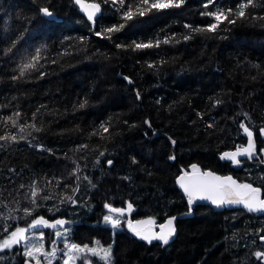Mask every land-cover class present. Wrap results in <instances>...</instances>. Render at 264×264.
<instances>
[{"label": "trees", "instance_id": "obj_1", "mask_svg": "<svg viewBox=\"0 0 264 264\" xmlns=\"http://www.w3.org/2000/svg\"><path fill=\"white\" fill-rule=\"evenodd\" d=\"M85 1L100 6L95 25L75 0H0V241L39 217L68 218L80 220L71 241L110 247V264H264L254 251L264 249V212L189 205L178 183L191 165L258 182L221 153L246 143L243 120L254 130L264 123V0L243 17L246 0L151 10L139 0ZM217 9L227 19L197 31L213 22L202 13ZM26 63L35 67L21 75ZM130 203L131 217L113 211ZM188 212L167 244L128 227L152 219L158 230ZM69 227H45L46 244ZM32 262L22 243L0 250V264Z\"/></svg>", "mask_w": 264, "mask_h": 264}, {"label": "snow or ice", "instance_id": "obj_2", "mask_svg": "<svg viewBox=\"0 0 264 264\" xmlns=\"http://www.w3.org/2000/svg\"><path fill=\"white\" fill-rule=\"evenodd\" d=\"M76 4L81 5V7L87 12L88 19L91 21L96 12L99 11V4L91 3L84 4L83 0H75ZM215 0H207V3L204 5L205 8L209 7V5L214 4ZM252 0H246L245 3H241L237 10V15L240 17L244 16V9L251 4ZM113 3H124V0H113ZM184 3V0H139V4L148 5V10L151 9H162V8H172V7H180ZM137 5L136 11L139 15L144 14V10H142ZM39 11L47 17H52L54 14L47 7L40 8ZM229 12L232 10L229 9ZM203 15H207L213 17V22L207 25L204 29H196L197 31L206 30V31H214L219 22L223 19H227V16L222 10L217 9L216 11H209L206 13H202ZM134 11L131 7L128 8L127 11L124 12L123 19L131 20L133 19ZM235 20H230L229 23H234ZM124 25H114L110 28L105 29L106 32H116L119 31ZM191 27V26H189ZM97 35H101V33H97ZM167 42V41H165ZM151 43L148 44H136V48H146L151 47ZM158 46V42H157ZM39 53L37 52V56ZM35 67L32 63H26L21 66V75L26 69ZM18 115V114H17ZM15 123V122H13ZM32 127L39 131L38 128H35V125ZM244 131L247 133L248 145L243 149H237L235 152H225L222 158H227L234 163L239 164L240 161L237 159L238 156L245 155L247 157H252L255 152V145L252 141V132L248 129L247 126L241 125ZM24 125L20 126L21 131H23ZM107 131V129H105ZM264 133V129L261 130ZM7 137L0 136V139H6ZM23 139V137H21ZM13 141L16 140V136H11ZM174 143V142H173ZM174 159V157H173ZM109 164L111 161L108 162ZM191 168L194 170L192 174L185 172L183 175L179 177L180 186L183 188L184 192L187 194L189 205L193 204L197 199H208L211 200L213 204L216 205H224V204H243L249 211H261L264 210V199L260 197L261 189L258 187H254L248 183H238L231 176H217L211 171L200 172L197 168V165H191ZM35 195V192L33 193ZM106 207H109L106 205ZM132 205H128V209L131 210ZM115 212H119L123 214L124 209H113ZM105 221L110 223L114 228L120 226L121 221L119 219H113L111 216H105ZM175 217H172L167 220L166 224L160 225V232L152 231L151 225L155 222L152 220L147 221H137L133 224L131 221H128V227L130 230L141 239L151 243L153 240L161 241L163 244H167L169 242V238L174 234L175 228L173 226V221ZM66 221L64 220H56L52 223L45 220L43 217H39L35 219L30 225L29 228H36L38 226L43 227H53L55 228L57 225H63ZM139 225H147V228H140ZM29 228L17 227L14 231L10 233V235L0 241V250L10 249L14 245L21 244L26 241L28 237L26 233H28ZM165 229H167L165 231ZM41 239H43V234L41 233ZM27 248L28 245L26 244ZM69 247L68 258L65 259L64 264H69V261L73 259L71 254L72 250H76L79 252H84L87 249L92 255H98L96 249L88 248L87 245L81 247L77 244H71ZM43 248V244L37 246L36 244H32L30 249L25 252L26 256L33 257L34 253H40ZM103 256L101 259H107L111 254V249L105 248L102 249ZM44 255H48V253H44ZM50 255H55V251L50 253ZM258 258H264V253H256ZM36 264H39V259H37Z\"/></svg>", "mask_w": 264, "mask_h": 264}, {"label": "rangeland", "instance_id": "obj_3", "mask_svg": "<svg viewBox=\"0 0 264 264\" xmlns=\"http://www.w3.org/2000/svg\"><path fill=\"white\" fill-rule=\"evenodd\" d=\"M197 168L199 169V171H203V170H201L200 167L197 166ZM192 171H194V170L192 169ZM216 175L220 176L218 174H216ZM224 176H230V175H224ZM111 217L113 219H118L112 215H111ZM147 220H152V219H140V220L137 219V220H131V222L133 224H135L137 221H147ZM29 225L24 226V228H29ZM38 227H40V228L39 229L29 228L31 230L29 231V233L26 234L28 239L26 241L22 242L24 253L30 249L32 244H36L37 246H39L40 244H43V248L41 249L40 253H34L33 257L27 256L33 260V262H32L33 264H36L37 259H39V264H53V262L55 260H59L60 264H64V261H65V259L68 258V253H69V247H66V246H70L71 244H76V243L71 241V237H70L71 228L69 227L66 229L55 230L54 240L51 241L50 245H47L45 242L46 238L44 237L45 227H43V226H38ZM138 227L147 228L148 226L147 225H139ZM151 228H152V231L159 233V231L156 229L154 224L151 225ZM41 233L43 234V239H41ZM59 241H63V244H62V242H60V244H57ZM26 244L28 245L27 248L25 247ZM87 246H88V248L96 249L99 254L98 255H92L90 252L87 251V249H85L84 252L72 250L71 254L73 256V259L69 261V264H90L91 262H93V257H96V258H98V260H101V261H106L105 263L110 264V261H109L110 256L107 259H101V257L103 256L102 249H105L107 247H104L99 243L94 244V245H87ZM81 247H83V246H81ZM53 251H55V255H50V253H52ZM44 253H48V255H44Z\"/></svg>", "mask_w": 264, "mask_h": 264}, {"label": "flooded vegetation", "instance_id": "obj_4", "mask_svg": "<svg viewBox=\"0 0 264 264\" xmlns=\"http://www.w3.org/2000/svg\"><path fill=\"white\" fill-rule=\"evenodd\" d=\"M264 127V123H262L256 132V144H255V152L253 153L252 157H247L245 155H242L239 157L240 163H234L233 161L223 158L225 162L229 163L230 167H232L235 170H249L254 171L256 174L255 179L258 180V182H240L237 178L233 177L235 180H237L239 183H248L253 185L254 187H258L261 189L260 197L264 199V133H262L261 129ZM243 145V144H242ZM245 145V144H244ZM243 145V146H244ZM242 147V146H241ZM238 145L229 148L226 150H230V152H235L237 149L241 148ZM240 165V166H239ZM248 174L252 175V173L247 172ZM231 176V175H230ZM262 176V178H260ZM210 206V205H209ZM233 206H239L247 209L243 204H234ZM233 206L223 207L218 210L224 209V208H230ZM212 207V206H211ZM214 208V207H213ZM216 209V208H215ZM260 212H264V210H261ZM160 232V229H158ZM256 253H264V249H256L254 250ZM264 262V258H259ZM90 264H96L94 261Z\"/></svg>", "mask_w": 264, "mask_h": 264}, {"label": "water", "instance_id": "obj_5", "mask_svg": "<svg viewBox=\"0 0 264 264\" xmlns=\"http://www.w3.org/2000/svg\"><path fill=\"white\" fill-rule=\"evenodd\" d=\"M84 4H91V3H96V2H94V1H85V2H83ZM97 4V3H96ZM82 8V7H81ZM82 10H83V13H84V15L86 16V18L88 19V15H87V12L82 8ZM99 10H100V8H99ZM54 14V13H53ZM99 15V11L98 12H96L95 13V15H94V17H93V20H89L88 19V21L90 22V23H92L93 25H95L96 24V19H97V16ZM50 18H56V19H60L58 16H56L55 14L52 16V17H50ZM241 125H245V126H247L248 127V129L252 132V141H253V143H254V145L256 144V132H255V130L254 129H252L248 124H247V122L245 121V120H243L242 121V123L240 124V128H241V132H242V134L246 137V143H245V145L244 146H242L241 148H239V149H243L244 147H247V145H248V139H249V137H248V135H247V133L244 131V129H243V127H241ZM262 129H264V127L262 128ZM261 129V130H262ZM225 152H230V150H225V151H223L222 153H221V158L223 157V154L225 153ZM242 156V155H241ZM239 157L240 156H238L237 157V159H239ZM240 166V165H239ZM185 172H187V171H185ZM185 172H183L181 175H183ZM200 172H205V171H200ZM187 173H189V174H192L193 173V171H190V172H187ZM214 173V172H213ZM215 174V173H214ZM180 175V176H181ZM216 175V174H215ZM179 176V177H180ZM178 183H179V186H180V182H179V179H178ZM181 187V186H180ZM181 189H182V191L184 192V190H183V188L181 187ZM185 193V192H184ZM185 195H187L186 193H185ZM195 203H201V204H206V205H210V206H212V207H214V208H216V209H220V208H223V207H228V206H233L234 204H224V205H216V204H213L212 202H211V200H208V199H197L193 204H195ZM131 204V203H130ZM193 204H191V205H193ZM129 205V204H128ZM128 205H127V207H126V209H125V211L123 212V216H128V217H131L132 216V214L134 213V210H135V207L132 205V208H131V210H129L128 209ZM190 212H188V213H185V214H180V215H176L175 216V220L173 221V226H175V222H176V219L178 218V217H184V216H186L187 214H189ZM61 220H64V221H66V223L65 224H63V225H57L56 227L57 228H64V227H69V226H71V225H75V224H78L79 222H80V220H74V219H68V218H63V219H61ZM31 229H29V231H30ZM29 231H28V233H29ZM27 234V233H26Z\"/></svg>", "mask_w": 264, "mask_h": 264}]
</instances>
